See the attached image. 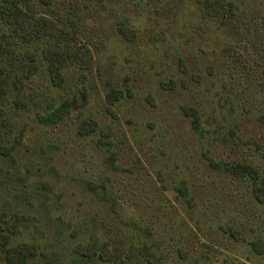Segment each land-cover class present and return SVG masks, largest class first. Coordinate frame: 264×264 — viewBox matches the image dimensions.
Masks as SVG:
<instances>
[{"label":"rangeland","instance_id":"374dc122","mask_svg":"<svg viewBox=\"0 0 264 264\" xmlns=\"http://www.w3.org/2000/svg\"><path fill=\"white\" fill-rule=\"evenodd\" d=\"M228 1L237 31L199 0H31L92 57L55 82L17 38L20 84L0 54V232L31 264H264V0Z\"/></svg>","mask_w":264,"mask_h":264},{"label":"trees","instance_id":"16d2710c","mask_svg":"<svg viewBox=\"0 0 264 264\" xmlns=\"http://www.w3.org/2000/svg\"><path fill=\"white\" fill-rule=\"evenodd\" d=\"M49 2V0H44ZM205 13L213 17H221L225 24L229 27L239 30L242 21L238 19L235 12V5L224 0H199ZM9 31H6V29ZM122 30L127 27L122 24ZM261 28L264 29V16ZM75 30L68 28L65 22H57L52 20L45 13L35 9L31 0H0V54L14 53L16 58L20 60L21 73L16 74L18 82L21 84L23 79L29 74L37 70L34 62L35 53L30 49L15 53L14 44L19 38L24 44H32L33 42L42 41L41 52L47 60V69L51 78L55 82H59L62 78V68L71 61L77 66L89 68L92 65V57L88 47L84 49L75 46L70 40L75 39ZM121 90L111 88L106 93L110 101H114L119 97ZM78 98H81L79 95ZM75 100V99H74ZM74 100H66L57 105L47 115L41 116L43 122H57L63 115L68 112L69 107ZM184 111L192 116V123L195 127L199 126V115L194 107L189 105L183 106ZM93 128L95 124L92 125ZM211 163L218 165L213 159ZM224 168L235 175H250L256 178L257 171L249 164L236 162L224 163ZM260 189V185H254ZM185 188V189H184ZM177 189L183 194L188 191L185 185H179ZM7 222V220H6ZM9 235L0 232V256L5 259L6 264H31L26 253L25 246L22 244L9 245ZM102 254V253H100ZM105 256V255H104ZM114 264H124V259L120 255H116L113 259Z\"/></svg>","mask_w":264,"mask_h":264}]
</instances>
